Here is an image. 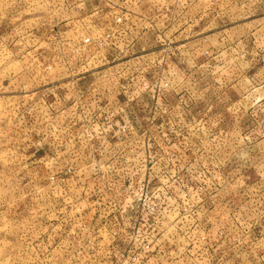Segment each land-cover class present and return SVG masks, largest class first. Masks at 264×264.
I'll return each instance as SVG.
<instances>
[{"label":"rangeland","instance_id":"rangeland-1","mask_svg":"<svg viewBox=\"0 0 264 264\" xmlns=\"http://www.w3.org/2000/svg\"><path fill=\"white\" fill-rule=\"evenodd\" d=\"M0 264H264V0H0Z\"/></svg>","mask_w":264,"mask_h":264},{"label":"built area","instance_id":"built-area-1","mask_svg":"<svg viewBox=\"0 0 264 264\" xmlns=\"http://www.w3.org/2000/svg\"><path fill=\"white\" fill-rule=\"evenodd\" d=\"M116 22L117 23H121L122 22V16L116 17ZM86 42H89V39H86ZM161 84H163V81H161ZM164 86H165V88L168 87L169 86V82L165 80L164 81ZM144 88H146V89L149 88L148 83L144 85ZM51 91L49 92L50 95H47V94H44V95L45 96L47 95L46 97H53V100H51V101H54L56 104H59L60 106H58V107H61L60 108L61 113L62 112L64 113V110H65V107H66V101L64 99H61V96H59V98H56L59 95V92L56 89H52ZM102 93H106V92H100L99 91V92L93 93L92 96L95 98V101H94L93 104H96L97 106H96V108H90V109L93 110L94 115H96V119H97V114L105 115V118H104L105 122H103L105 124L106 122L110 121V119H112L111 117L114 115V111L109 114L108 106L111 105V102L108 101L106 103L105 101H102V100H103V98L104 99H109L111 96H113L115 94L107 92L108 94L102 95ZM123 96L124 95H122V97ZM81 97H82V94L80 95V97L78 96L77 98H81ZM96 99L99 100V101H96ZM50 104L51 103L49 102V106H50ZM96 119H95V126L100 127L101 123L96 122ZM118 125L121 126L120 129H122V130L126 129L124 122H122L121 124H118Z\"/></svg>","mask_w":264,"mask_h":264}]
</instances>
